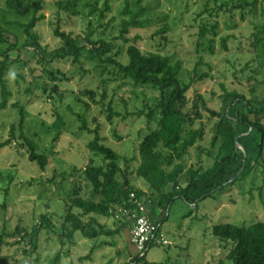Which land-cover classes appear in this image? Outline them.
Here are the masks:
<instances>
[{
	"label": "rangeland",
	"instance_id": "obj_1",
	"mask_svg": "<svg viewBox=\"0 0 264 264\" xmlns=\"http://www.w3.org/2000/svg\"><path fill=\"white\" fill-rule=\"evenodd\" d=\"M4 1L0 0V27L20 49L29 39L18 24H26L29 19L5 9ZM32 1H40L43 7L39 14L44 18L33 32L39 36L41 47H46L47 59L60 45L53 35L58 26L59 31L77 38L79 45L89 32L94 40H105L112 47L110 55L122 63L126 62L129 45L143 53L182 61L181 80H194L187 93L186 110L191 118L196 111L200 115L191 128L204 131L202 140L185 157L186 169H208L217 152V145L213 150L210 147L215 119L202 109L198 96L214 111L221 107V85L247 99L264 98V0ZM127 5L133 13L141 9L137 15L140 26L129 28L121 36L122 20L129 18L123 14ZM202 30L205 32L200 37ZM223 38H227L226 50L221 45ZM198 40L200 46L196 45ZM6 48L0 43V63ZM9 55L17 62L5 67L3 80L10 97L6 107L0 109V141L11 140L0 150V172L11 178L0 180V230L6 234L0 244V264H107L110 260L111 264H124L126 255H118L116 248L103 246L91 253L93 245L109 242L110 238L91 240L80 231L69 236L70 228L63 217L73 191L81 197L89 196L83 169L104 164L87 148L93 139L89 130L97 127L103 144L119 155V165L128 173L132 186L150 195L148 184L135 174L137 145L156 126L159 113L152 121L146 115L154 109L159 93L151 87L133 86L121 76L114 78L112 68L102 73L104 66L87 49L78 63L56 58L44 64L38 55L23 48ZM110 113L120 116L108 121ZM57 114L64 125L60 130L53 126ZM25 139L37 154L47 157L44 171L28 160ZM236 179L197 206L174 198L166 210L151 208L150 212H156L162 220L161 234L168 245L153 246L137 264H218L225 260L232 243L219 242L212 227L264 222V155L251 171L240 173ZM180 185L185 186L184 178ZM45 214L50 216L55 233L38 229L30 239L32 228ZM109 223L112 227L113 219ZM17 228L29 233L25 241ZM116 242L122 248L125 234ZM128 251L136 254L131 244Z\"/></svg>",
	"mask_w": 264,
	"mask_h": 264
},
{
	"label": "trees",
	"instance_id": "obj_2",
	"mask_svg": "<svg viewBox=\"0 0 264 264\" xmlns=\"http://www.w3.org/2000/svg\"><path fill=\"white\" fill-rule=\"evenodd\" d=\"M137 4L138 1L135 5ZM4 6L5 9L14 12L18 17L29 19L26 24H18L23 34L29 39L28 43L21 48L27 53L38 55L44 64H49L56 58H69L72 59V62L78 63L82 51L87 49L89 54L104 66L102 73L108 67L112 68L114 78L121 76L129 80L133 86L151 87L159 93V99L154 109L146 115L152 121L155 114L159 113L156 126L144 135L137 145L138 164L135 174L148 184L149 196L132 186L128 180V173L119 165V155L103 144V139L99 135V127L89 130L93 139L87 148L94 155L101 157L104 164L100 166L90 164L83 169L85 180L90 186L89 196L81 197L78 191L72 192L73 195L68 198L69 204L66 215L63 217V223L70 228L69 236L80 231L88 239L98 237L111 239L109 242L101 241L99 246H93L91 253L96 248L103 246L115 247L114 238L120 233L129 234L128 241H130V222L125 219H115L109 212L111 205L128 204L131 206L130 195L134 194L136 199L145 206L146 216L155 224L156 233L159 235L161 234L162 220L155 212H150L151 208L166 210L174 198H180L189 205L197 206L198 202L232 184L242 168V175L251 171L257 160L264 155V98L247 99L237 91H229L221 85L223 93L220 96L219 111L209 109L204 99L201 96L197 97L200 106L208 113L209 118L215 119L211 128L210 142L211 150L217 145L213 163L206 170H203L201 166L186 169L185 157L189 150L199 140H202L204 131L191 128L194 118H198L200 115L196 111L194 117L191 118L190 113L186 110L187 93L194 80L190 79L188 83L181 80L183 70L181 60L168 55L143 53L135 45H129L126 49V62L122 63L110 55L112 47L105 40H94L92 33L89 32L83 38L82 44L79 45L77 38L59 31L58 26L53 29V35L59 39L60 45L55 51L50 52V58L47 59L44 55L47 53L46 47H41L39 36L33 32L36 25L44 18L42 14H39L43 9L41 2L5 0ZM140 13L141 9L133 13L128 10V5L125 7L123 14L129 15V18L122 20L121 36L126 34L129 28L140 26L137 21V15ZM204 32V30L201 31L200 37H203ZM226 42L227 38L221 39L222 48L225 50ZM0 43L7 45L6 50L1 54L3 60L0 63V109H4L10 97V92L3 80L4 70L11 61L17 62L10 59L9 53L14 50L20 52L21 48H17L16 42L12 41L6 30L1 27ZM200 44L199 40L196 41L197 46ZM209 51L213 52L211 46H209ZM20 114H23L22 108ZM138 114L142 113L138 112ZM113 116L120 115L119 113H110L107 116L108 121H111ZM81 119L84 122V119ZM53 126L57 130L64 126L58 114ZM83 129H85V125H83ZM59 134L58 131L56 138ZM25 142L28 146V160L44 171L48 163L47 157L37 154L30 141L25 139ZM10 143V139L0 141V150ZM207 155L210 156V153ZM5 178L11 180L10 177H5L4 173L0 172V180ZM182 178H184L185 186L180 185ZM9 185L8 183L4 187L5 194L8 192ZM74 209L75 212H73ZM85 217L88 218L86 222L83 220ZM97 217L112 218L116 228L110 230L99 225ZM38 229H43L47 233H55L49 215L40 216L39 223L32 228L30 236L26 229L17 228L16 230L22 233L25 241L28 236L31 239L32 234H35ZM211 232L219 242L232 243L225 260L219 261L218 264H264V222H256L248 226H235L230 223L218 224L212 227ZM5 236L4 231L0 230V244ZM27 242L29 243L30 240ZM155 245L157 244L152 241L143 254L138 252L130 254L124 264H137L144 261L149 249ZM91 253L87 255V259L91 257ZM107 264H111V262Z\"/></svg>",
	"mask_w": 264,
	"mask_h": 264
},
{
	"label": "built area",
	"instance_id": "obj_3",
	"mask_svg": "<svg viewBox=\"0 0 264 264\" xmlns=\"http://www.w3.org/2000/svg\"><path fill=\"white\" fill-rule=\"evenodd\" d=\"M130 198L131 206L114 204L110 206L109 212L115 219H125L130 222V243L135 247L136 252L143 254L152 241L157 245H168L161 234L157 235V227L147 218L143 203L138 201L134 194H131Z\"/></svg>",
	"mask_w": 264,
	"mask_h": 264
},
{
	"label": "crops",
	"instance_id": "obj_4",
	"mask_svg": "<svg viewBox=\"0 0 264 264\" xmlns=\"http://www.w3.org/2000/svg\"><path fill=\"white\" fill-rule=\"evenodd\" d=\"M156 213V212H155ZM156 215H158L159 216V214H157L156 213ZM92 217H95V216H93L92 215ZM83 220H84V222H86L87 220H88V218L87 217H85V218H83ZM96 220H97V223L99 224V225H101V226H105L106 228H109L110 230H114L115 228H116V226H115V224H114V222H113V226L112 227H110L109 226V222H111L112 221V219L111 218H103V217H97L96 218ZM77 233V232H76ZM122 234H125V245L122 247V248H119L118 247V245H117V242H116V239H120V237H121V235ZM129 234H126V233H120V234H118V235H116L115 236V238H114V240H115V243H116V246L115 247H113V248H116V253L119 255V254H121V253H124V255H126L125 257H123V258H126V260H125V262L129 259V256H130V254H128V246L130 245V241H128L129 240V236H128ZM128 238H127V237ZM99 238V237H98ZM95 239H97V238H95ZM95 239H91V240H95ZM94 247L96 246V245H93ZM126 246H127V248H126ZM93 248V247H92ZM91 248V249H92ZM97 249H99V248H96L95 250H97ZM94 251V250H93ZM90 259V258H89ZM110 262L112 263V260H110Z\"/></svg>",
	"mask_w": 264,
	"mask_h": 264
},
{
	"label": "water",
	"instance_id": "obj_5",
	"mask_svg": "<svg viewBox=\"0 0 264 264\" xmlns=\"http://www.w3.org/2000/svg\"><path fill=\"white\" fill-rule=\"evenodd\" d=\"M242 170H243V168L239 171L238 175L242 172ZM235 178H236V177H235ZM235 178H233V179H235ZM233 179H232V180H233Z\"/></svg>",
	"mask_w": 264,
	"mask_h": 264
}]
</instances>
